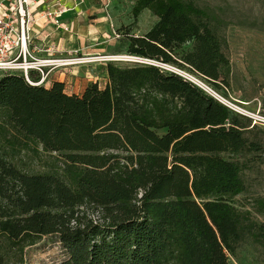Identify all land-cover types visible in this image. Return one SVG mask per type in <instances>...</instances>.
I'll use <instances>...</instances> for the list:
<instances>
[{
    "label": "trees",
    "instance_id": "1",
    "mask_svg": "<svg viewBox=\"0 0 264 264\" xmlns=\"http://www.w3.org/2000/svg\"><path fill=\"white\" fill-rule=\"evenodd\" d=\"M134 1V23L145 9L157 21L126 33L128 54L227 82L217 14L190 0ZM106 69L105 86L81 94L0 76V264H24L48 235L67 252L58 264H229L247 235L264 242V224L234 204L242 164L224 156L263 151L245 135L258 126L161 65ZM31 143L57 154L63 173L15 163Z\"/></svg>",
    "mask_w": 264,
    "mask_h": 264
},
{
    "label": "rangeland",
    "instance_id": "2",
    "mask_svg": "<svg viewBox=\"0 0 264 264\" xmlns=\"http://www.w3.org/2000/svg\"><path fill=\"white\" fill-rule=\"evenodd\" d=\"M128 1L130 0H117L113 7H106L105 4L104 7L109 9L111 15H107V18L109 21L113 18L115 25L111 33L102 34V39H99L100 43L105 41L103 49L90 53H87L86 49L67 51L70 56L84 58L79 64L57 69L60 70V73H56L57 77L62 76L66 80L67 92L78 91L81 94L83 88L92 82H99L102 87L105 86L108 82L106 65L109 62L120 66L140 62L136 58L132 59V55L127 52L126 33L143 35L155 24L157 16L146 9L134 23L132 10L126 5ZM190 1L214 12L224 22L219 32L223 39V50L231 63L227 82L221 81L218 85H213L196 72L172 65H168L171 66L168 69L191 74L197 79V85L202 81L212 90H207L204 86L205 91L241 110L242 113L235 110L234 112L243 120H248L252 124L257 120L255 123L258 129H248L245 135L264 145V0ZM116 34L120 36L117 37ZM190 46L191 44H187L185 48ZM93 53L103 55H89ZM111 55L127 57L126 60H114ZM94 57L101 59L97 60ZM55 77L51 78V83ZM164 131L158 132L162 134ZM224 156L242 164L241 176L245 190L234 198L235 206L241 212L247 213L256 224H264V210L259 206V200L264 199V150L259 153L243 152L233 157L225 153ZM14 161L29 173H63V164L58 155L44 151L42 145L38 143H31L23 148L15 156ZM90 214L98 216L100 212L90 210ZM66 257L67 252L58 236L48 235L26 247L24 264H58ZM229 264H264V242L247 235L237 245L235 252L229 254Z\"/></svg>",
    "mask_w": 264,
    "mask_h": 264
},
{
    "label": "built area",
    "instance_id": "3",
    "mask_svg": "<svg viewBox=\"0 0 264 264\" xmlns=\"http://www.w3.org/2000/svg\"><path fill=\"white\" fill-rule=\"evenodd\" d=\"M43 3L39 0H0V76L19 74L31 84L47 86L51 83L54 70L84 61V58L76 55L62 54L59 47L39 44L36 41L34 25L38 19H45L61 27V16L66 12L63 0H55L45 10L38 11L37 6ZM116 36L119 37L120 34ZM136 59L143 63L159 64L167 69L171 67L147 58L136 56ZM170 70L197 84V79L191 74ZM33 73L37 80L33 79ZM198 86L205 89L202 81ZM220 101L233 111L242 113L229 102ZM254 121L257 123V120Z\"/></svg>",
    "mask_w": 264,
    "mask_h": 264
},
{
    "label": "crops",
    "instance_id": "4",
    "mask_svg": "<svg viewBox=\"0 0 264 264\" xmlns=\"http://www.w3.org/2000/svg\"><path fill=\"white\" fill-rule=\"evenodd\" d=\"M39 1L40 3L44 2L37 6V10L42 11L45 10L48 4L53 3L55 0ZM63 2L64 6H66V12L61 16V27H57L52 22L45 19H38L34 25L36 41L39 44L55 48L59 47L64 55H67L68 50L72 52V49L81 51L86 49L87 53L103 49L105 47V41L100 43L99 39H102V34L111 33L115 25L113 18L111 21L107 18V15H111L109 9H106L104 6L105 4L108 5H106V7L112 6L117 0H63ZM134 4V0H130L126 3L131 10ZM95 54L103 55L101 53L89 55L93 56ZM59 71L60 70H54L51 78L56 76L53 78V81L65 82L67 88L66 80L62 78V76H59V78L57 77L56 73ZM50 85L51 83L47 86ZM87 86L88 84L83 88L82 92ZM69 93L79 94L78 91Z\"/></svg>",
    "mask_w": 264,
    "mask_h": 264
},
{
    "label": "bare ground",
    "instance_id": "5",
    "mask_svg": "<svg viewBox=\"0 0 264 264\" xmlns=\"http://www.w3.org/2000/svg\"><path fill=\"white\" fill-rule=\"evenodd\" d=\"M112 56V55H111ZM126 55H115V56H112V58L114 59V60H126ZM95 59H101V58H99V57H94ZM131 58L132 59H135L136 58V56H131ZM129 59V58H128ZM203 85L205 86V88H207V90L209 89V90H211L207 85H205L204 83H203Z\"/></svg>",
    "mask_w": 264,
    "mask_h": 264
}]
</instances>
